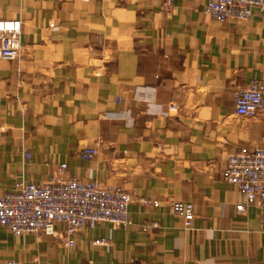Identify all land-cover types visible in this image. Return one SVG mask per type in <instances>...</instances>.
Segmentation results:
<instances>
[{"label": "crops", "instance_id": "0c3cea01", "mask_svg": "<svg viewBox=\"0 0 264 264\" xmlns=\"http://www.w3.org/2000/svg\"><path fill=\"white\" fill-rule=\"evenodd\" d=\"M207 1L175 0L169 15L164 0H0V18L23 23L21 58H0V194L67 164L65 179L157 204L134 201L129 229L100 223L72 248L0 226V264H264L260 210L238 213L240 189L223 178L229 155L264 147V113L235 105L264 81V19L220 23ZM86 148L97 157L81 159ZM168 200L194 205L191 229Z\"/></svg>", "mask_w": 264, "mask_h": 264}, {"label": "built area", "instance_id": "2783aa9c", "mask_svg": "<svg viewBox=\"0 0 264 264\" xmlns=\"http://www.w3.org/2000/svg\"><path fill=\"white\" fill-rule=\"evenodd\" d=\"M175 0H164L163 8L171 15ZM205 14L214 21H247L258 15L264 19V0H208ZM23 31L21 20L0 18V58L17 60L22 56L20 38ZM236 114L255 117L264 113V81L253 79L246 89L235 92ZM171 109H175L171 105ZM109 115H103L108 120ZM264 141V137H263ZM98 155L96 148L83 149L79 156L91 161ZM30 159V154H27ZM67 164H61L58 175H53L43 185L17 183L13 190L0 194V226L14 236L28 233L44 234L66 240L68 247H74L76 238L84 229L94 230L100 223H109L113 229L127 230L132 225L129 206L138 201L148 209L157 207L149 199L135 198L122 187L103 185L91 177L89 181L77 178H63L68 172ZM224 180L237 185L245 201L236 207L244 213L248 206L260 210V227L264 234V147L242 148L227 158L223 171ZM166 208L170 215L183 220L185 229L192 228L195 218L192 203L168 200ZM63 227L62 231L57 226ZM159 225H144L143 230L157 229ZM111 239H95L94 245L110 248ZM0 243V263L2 261ZM7 264H17L8 261Z\"/></svg>", "mask_w": 264, "mask_h": 264}]
</instances>
